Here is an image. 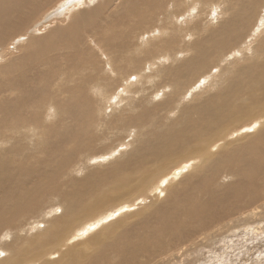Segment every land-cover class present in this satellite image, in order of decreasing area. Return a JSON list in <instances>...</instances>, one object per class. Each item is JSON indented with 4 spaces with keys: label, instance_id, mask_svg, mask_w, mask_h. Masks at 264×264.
I'll return each mask as SVG.
<instances>
[{
    "label": "bare ground",
    "instance_id": "6f19581e",
    "mask_svg": "<svg viewBox=\"0 0 264 264\" xmlns=\"http://www.w3.org/2000/svg\"><path fill=\"white\" fill-rule=\"evenodd\" d=\"M56 1L0 0V47ZM66 1L43 18L66 22L22 33L19 53L0 63V242L13 254L0 263L133 264L154 257L156 242L179 258L191 224L244 221L264 201V0H177L159 18L150 9L138 17L133 3L125 9L130 0L74 13L70 5L88 0ZM155 109L168 121L146 119ZM180 158L172 181H149ZM149 185L137 211L104 224L124 205L83 226L85 215ZM37 219L51 229L30 234ZM72 226L81 241L70 240Z\"/></svg>",
    "mask_w": 264,
    "mask_h": 264
},
{
    "label": "rangeland",
    "instance_id": "374dc122",
    "mask_svg": "<svg viewBox=\"0 0 264 264\" xmlns=\"http://www.w3.org/2000/svg\"><path fill=\"white\" fill-rule=\"evenodd\" d=\"M64 1H66V0H64ZM64 1L58 0V2L56 1V4L53 3V5H49V7L48 6L45 7L44 10H42L41 12H39V14L35 18V20H33V22H30L26 26L27 28H24L25 30L23 29L22 32H19L18 34H16V37H11L10 39H7V41H5L3 43V45H2L3 47L2 46L0 47V53L3 52L4 54H6V55L3 54L4 57H2V60H0V63L2 61H4V59H6L7 57L9 58V57L15 56V55H17L19 53L18 47L21 46L20 44H22L23 42H21L20 40H18V37L21 36L22 33L24 34L25 38H26V34H27V36H36V35L44 34L48 29H50L51 27H54L55 25H58V24L60 25V24H63L64 22H66V19L68 20V17H65V16L64 17H61L60 19H57V20H56V18H52L51 19L50 18L51 16H50L49 17L50 19L49 18L48 19H45V20H47L46 22L43 21V18L45 17L44 16L45 14L47 15L48 13L54 11L59 6H63V2ZM173 1L175 2V0H168L166 2L164 0H152V1L151 0H130L129 3L126 5L125 9H127V10L132 9V8H134L133 4H135L136 5V9L138 10V15H137L138 17L144 11H146L148 9H150V10H156V11L158 10L157 13L154 12L153 14L156 13L155 18H159V14L161 12H163V11H168V9L171 12H174L175 11V9L177 7L176 6L177 5V0H176L175 3H173ZM184 1L185 0H183V4L186 3L188 0H186L185 2ZM101 2H102V0H100V1L99 0H88V2L86 4H82L81 6L80 5L79 6H75V5H70L69 6L67 4V5L64 6V8H68L67 6H69V9L71 10V12L74 13V12H77L78 9H80V7L81 8H83V7L84 8H92L97 3L100 4ZM160 3H162V7L161 8H159V6H158ZM168 3H169V5H168ZM146 5H147V7H146ZM171 6H175V7H171ZM214 11L216 12V10H214ZM214 11H211V15L213 14ZM71 12L68 11L65 15L66 16H69L71 14ZM202 13L203 14H207V11H206V13H204V12H202ZM208 13H210V11ZM129 16L131 17L132 15H129ZM131 21L134 22V19L132 20V18H131ZM39 23H41V25H39ZM156 26H157V24L154 25V26H152V29L150 31L151 34H152V36L155 35L156 34V30L159 29V24H158L157 28H156ZM31 27H33L34 30L33 31L32 30L28 31L29 30L28 28H31ZM19 38H22V37H19ZM89 40H88V38L87 39L85 38L86 44H89L88 46H90L91 48H94L97 51V48H99V47L93 46L92 42L89 41ZM96 54H99V53H96ZM97 57H98V55H97ZM153 76H155V74H153ZM153 76H151V77H153ZM157 78L154 77V79H157ZM121 79H123V77H121ZM188 85L189 84H186V86L184 88L186 89ZM152 95H154V94L152 93ZM123 98H124V96H123ZM155 98H154V101L160 100L161 99V94L158 93L157 96L155 95ZM125 103H127V101L124 98V99H122V101H121L120 104H122V106H123ZM107 110H109V108H107ZM160 112H161L160 110L157 111V109H155L154 114H151L146 119H148L150 121L151 119H154L155 118V120L158 123H160L161 121L165 123L166 120L168 121V117H164V116L163 117H160ZM172 115H174V114H172ZM162 122H161V124H163ZM145 125L146 124H143V126H145ZM146 126H148V125H146ZM146 126H145V128H146ZM157 128H155V129H157ZM222 131L224 132V129H222ZM242 134H246V132H243ZM242 134H239V135H242ZM129 138H131V137L129 136L127 139H129ZM121 141H123V140L122 139H119L117 141H114V144L115 145L116 144L118 145V143L121 142ZM115 142H117V143H115ZM237 142H240V140H238ZM114 144L112 143L113 146H114ZM120 144H123L120 148H122V150H124L125 147H126L125 146V142H121ZM129 147H130V145H127V148L126 149H129ZM118 149H119V147H118ZM117 153L118 152L115 151V153H113V156H108V159L109 160L112 159V157H115V155L118 156ZM120 153H122V151H120L119 154ZM184 158L187 159V157H184ZM108 159H106V160H108ZM106 160L102 161L101 163L102 164L103 163H106ZM182 161H183L182 158H180V159L175 160L171 164H169V166L167 165L164 168L162 167L161 168L162 170L160 169V171H162V172L159 171L160 172V176L162 175V177L160 178L159 176L155 175L149 181H151V183H154V184H155V182H158V183L160 182V186L161 187L162 186H165L166 183L171 178V177L168 178V176H170V173L172 174V172L175 169H177L178 167H183L184 166V165L182 166V164H183ZM94 162L96 164L97 163L98 164L100 163V161H98V160H95ZM89 165H91V164H89ZM192 168L194 169V167H192ZM192 168H189V170H186L185 172H187V171L188 172L193 171ZM182 170H183V173H184V168ZM162 173H164V174H162ZM166 175H168V176H166ZM159 178L160 179H165V181H162L164 183H162L161 181H159L160 180ZM177 180L178 179L173 180V183H175ZM170 181H172V179ZM147 187H150V185L147 186ZM150 190H151V187H150V189H144V191H142V193L137 191V192L134 193V195L131 194L127 198H125L124 200H121L119 202L114 201L112 204H108V206H106V208L104 209V211H101V213H97L96 215L93 214V213H91L92 216H90V217H88L89 216L88 214L85 215L84 218L82 219L83 226L86 223V221L87 222H91V223H95V221H97L99 218H103V217L109 215V213L111 211H114V210H116V208H119V207H122V206L124 207V205L128 208L127 211H124L121 215L119 213V216L117 215L118 217L115 216L116 218L115 217H110L109 219L107 218V220L104 221V224H107V222L110 223L111 221H113V220H115L117 218L119 219V217L120 218L121 217H124L125 218V215L123 216L124 213H129L130 214L132 212L137 211L138 208H140V207H142L144 205L143 200H142V195L143 194H147L149 196L151 194ZM136 193L139 194V195L136 196L137 198L134 197L136 195ZM155 194H157V193L155 192ZM152 195H154V194L152 193ZM156 198H157V195H154L152 198L150 197L149 199L151 201H155V200H158ZM128 202L132 203V205H130ZM135 202H136V204H135ZM130 206H132V207H130ZM40 213L41 214L43 213V210L42 209L40 210ZM124 218H121L120 220H122ZM132 218H135V216L132 217ZM64 220L65 219H62L61 222H64ZM91 220H93V221H91ZM245 220H247V221H245ZM245 220L240 222L239 220H236V217L235 216H229L228 221L223 219V221L226 222L225 223V226H222V225H219L218 224L217 227H213V228H206L207 226L205 228L204 227L203 228L202 227H193V225L191 224V226L189 227L191 230L189 229L188 232H187V233H190V235L189 234L187 236L184 235V238H183V243H184L183 245L184 246L183 245H180L182 248H184L181 251L182 252H185V253L187 252L185 255H183V253L180 252V249H179V256L180 257L179 258H173L172 257L173 254L172 253H173V251L175 252V250L173 248H171V247L168 248V245H167V247L162 246L159 242L158 243L156 242V243L151 244V246L149 247L151 250H154V253H155V254H153L154 257H151L152 255L149 256L147 254H144V257H140V255H139V256H137L134 259V263L133 264H150V263L151 264H166V263L167 264H242L244 262H246L244 264H264V201L260 202V204L258 203L257 206L253 209V212L249 216L247 215V217H246ZM38 223H39V225L33 231L29 232L30 234H35L36 232L37 233L42 232L44 229H46L45 226H47V228L51 229L48 225H46V223L43 224L41 222V219H37L33 224L36 226V224H38ZM26 224L29 225V222L26 223ZM82 224H81V226H82ZM151 224L154 225L153 219L151 221ZM243 224H245V226H242ZM81 226L79 225V228ZM77 227H73L70 231H66V229H65L66 232H69V235H71V234L73 235L70 240H77V241L80 240L81 241V239H80L81 237H78V235L80 233V230H78ZM193 228H195V229H193ZM198 228H200V229H198ZM4 229H6V228H4ZM203 229H204V231H203ZM213 229H215V230H213ZM7 230H9V229H7ZM63 230L61 232L60 231H57L56 232V235L61 234L62 242L68 243L66 241V239L68 240L70 237H67L68 235H65V233H63ZM47 233H48L47 234V237L49 238V236H50L51 233L50 232H47ZM199 233H202V234H199ZM213 233H215V234H213ZM3 234H4V237L6 236V234L3 232V233L0 234V239H3L4 238L3 237ZM166 235L164 234V232L162 233V236L165 237V238L163 237L164 238L163 241H170L169 243H172V241H176V243L179 242V239L176 236V234H174L172 237L169 236L168 234H166ZM221 235H222V237H221ZM185 237L187 238L186 240H185ZM191 238H192L193 242H192ZM198 240H199V242H198ZM186 241H188V242H186ZM206 241H208V242H206ZM190 242H192V243H190ZM195 242L198 243V246H197V243H195ZM80 247H83V245H79V248ZM46 248L47 247H45V249ZM176 248H178V247H176ZM189 248L191 250L192 249L193 250L191 251ZM42 249L45 250L44 248H42ZM185 249H186V251H185ZM171 250H173V251L171 252ZM167 251H170L171 253L170 252H167ZM190 251L192 253H190ZM53 252H55V251H53ZM162 252H163V256H164L163 259L161 258V257H163L162 255L160 257V254ZM56 253L58 254V251H56ZM166 254H168V255H166ZM6 256L7 257H9V256L12 257L13 254L11 252L5 251L4 250V247L1 246V242H0V261L1 260L3 261L4 259H6ZM48 258H55V257H52V256L50 257L49 256ZM111 260H113V259H111ZM5 263L2 262L0 264H5ZM22 264H30V263H22ZM127 264H131V263H127Z\"/></svg>",
    "mask_w": 264,
    "mask_h": 264
}]
</instances>
